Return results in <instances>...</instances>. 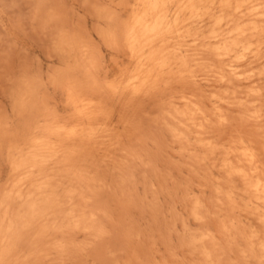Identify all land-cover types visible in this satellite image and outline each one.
<instances>
[{"label":"clouds","instance_id":"obj_1","mask_svg":"<svg viewBox=\"0 0 264 264\" xmlns=\"http://www.w3.org/2000/svg\"><path fill=\"white\" fill-rule=\"evenodd\" d=\"M0 264H264V0H0Z\"/></svg>","mask_w":264,"mask_h":264}]
</instances>
